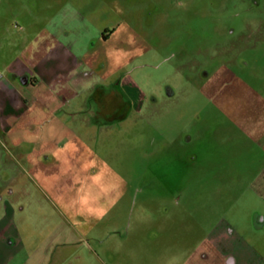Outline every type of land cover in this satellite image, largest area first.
I'll use <instances>...</instances> for the list:
<instances>
[{
	"label": "rangeland",
	"instance_id": "374dc122",
	"mask_svg": "<svg viewBox=\"0 0 264 264\" xmlns=\"http://www.w3.org/2000/svg\"><path fill=\"white\" fill-rule=\"evenodd\" d=\"M43 30L83 68L102 56L91 81L124 73L130 106L100 123L84 86L52 97L22 143L50 146L45 167L0 135L22 264H188L221 225L264 255V0H0V73Z\"/></svg>",
	"mask_w": 264,
	"mask_h": 264
},
{
	"label": "crops",
	"instance_id": "0c3cea01",
	"mask_svg": "<svg viewBox=\"0 0 264 264\" xmlns=\"http://www.w3.org/2000/svg\"><path fill=\"white\" fill-rule=\"evenodd\" d=\"M41 33H43L41 43L36 41L38 38L32 37L36 45L30 39L31 44H28L26 54L14 55L11 60L3 64L0 73V135L10 140L13 146L22 149V157L31 163L32 167H45V163H48L45 160L51 158L48 153L50 146L23 149L22 143L25 142L27 145L30 140L32 141L31 138L38 134L39 128L35 124L43 118L42 110L52 97L60 103L68 100L63 90H70L71 99H74L79 95V87L84 86L86 94L81 102L90 106L93 121L100 123L125 117L127 113L125 106L127 110L130 106L121 89L123 80L118 84L117 100L112 101L95 95L97 87L106 90L112 85L91 81L94 75L104 74L105 70H101L103 64L97 65L102 58L101 55L88 56L86 67L83 68L80 59L72 52V47L60 33L54 34L46 30ZM110 105H118L119 110L110 111L108 108ZM0 165L6 172L8 168L10 170V174L5 176L0 172V190H4L7 185H13L17 181L11 163L4 162L0 158ZM2 199L1 193L0 204ZM12 234L11 230L0 226V264H22L27 258L21 259L23 251L14 242ZM242 236L232 227L221 225V228L214 230V233L207 234L202 246L198 248V252L203 249H213L216 257L209 256L210 253L204 251L200 259L192 257L188 264L206 262L220 264L218 260L221 257L224 258L222 260L224 264H264V255ZM227 242L232 245H227ZM236 248L242 250L240 257L237 256Z\"/></svg>",
	"mask_w": 264,
	"mask_h": 264
},
{
	"label": "flooded vegetation",
	"instance_id": "af4514ba",
	"mask_svg": "<svg viewBox=\"0 0 264 264\" xmlns=\"http://www.w3.org/2000/svg\"><path fill=\"white\" fill-rule=\"evenodd\" d=\"M111 33V30H105L103 31L100 36L101 37H108ZM100 64V61L97 62V65L99 66ZM125 74L123 73L121 76L118 77V79L111 85V87H108L106 90L103 89L102 87H97L96 90H95V95L97 97H104L105 99H108V100H117L118 99V84L120 83V81L122 80L123 76ZM119 106L118 105H110L108 106V108L110 109V111H113V112H117L119 110L118 108Z\"/></svg>",
	"mask_w": 264,
	"mask_h": 264
}]
</instances>
